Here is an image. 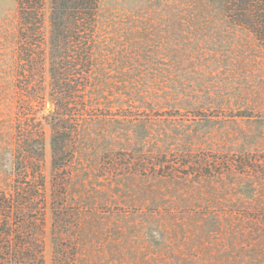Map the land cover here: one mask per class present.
<instances>
[{"label":"rangeland","instance_id":"obj_1","mask_svg":"<svg viewBox=\"0 0 264 264\" xmlns=\"http://www.w3.org/2000/svg\"><path fill=\"white\" fill-rule=\"evenodd\" d=\"M50 11L46 0V36ZM18 30L17 0H0L3 188L25 118L14 85ZM96 32L93 90L74 110L63 173L70 264H264V48L218 0H100ZM54 108H36L49 203ZM197 158L205 166L192 176L184 164ZM52 224L50 204L46 264Z\"/></svg>","mask_w":264,"mask_h":264},{"label":"trees","instance_id":"obj_2","mask_svg":"<svg viewBox=\"0 0 264 264\" xmlns=\"http://www.w3.org/2000/svg\"><path fill=\"white\" fill-rule=\"evenodd\" d=\"M228 22L251 33L264 48V0H218ZM19 46L15 91L21 114L13 153L12 178L0 187V264H46L45 235L49 205L52 209L53 264H70L76 245L65 212L70 144L76 108L85 110L98 61L97 26L100 0H51L48 36L44 33L46 0H17ZM46 74L49 86L46 85ZM91 97V95H90ZM54 105L47 115L52 124L51 202L42 170L45 132L41 118L46 102ZM184 166L202 173L205 160ZM210 166V165H209ZM207 166V171L209 169ZM162 166H160L161 168ZM219 170L218 173H221ZM189 173H187L189 175Z\"/></svg>","mask_w":264,"mask_h":264}]
</instances>
